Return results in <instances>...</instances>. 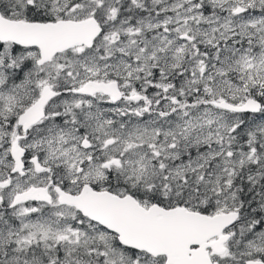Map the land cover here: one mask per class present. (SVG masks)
<instances>
[{
  "label": "snow or ice",
  "instance_id": "1",
  "mask_svg": "<svg viewBox=\"0 0 264 264\" xmlns=\"http://www.w3.org/2000/svg\"><path fill=\"white\" fill-rule=\"evenodd\" d=\"M0 264H264V0H0Z\"/></svg>",
  "mask_w": 264,
  "mask_h": 264
}]
</instances>
